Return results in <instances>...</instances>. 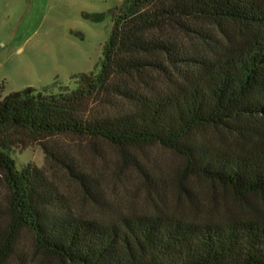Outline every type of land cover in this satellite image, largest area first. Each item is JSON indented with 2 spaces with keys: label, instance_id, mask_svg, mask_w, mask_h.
Masks as SVG:
<instances>
[{
  "label": "trees",
  "instance_id": "16d2710c",
  "mask_svg": "<svg viewBox=\"0 0 264 264\" xmlns=\"http://www.w3.org/2000/svg\"><path fill=\"white\" fill-rule=\"evenodd\" d=\"M76 79L73 90L28 86L0 99V264L24 231L80 264H264V209L213 217L204 212L220 203L214 191L211 200L179 183L189 216L167 205L166 184L147 194L149 211L115 215L104 184L127 171L99 146L127 161L130 148L160 143L192 175L241 198L264 194L260 0H122L101 69ZM221 127L231 143L206 138ZM33 145L46 166L19 169L14 150Z\"/></svg>",
  "mask_w": 264,
  "mask_h": 264
},
{
  "label": "rangeland",
  "instance_id": "374dc122",
  "mask_svg": "<svg viewBox=\"0 0 264 264\" xmlns=\"http://www.w3.org/2000/svg\"><path fill=\"white\" fill-rule=\"evenodd\" d=\"M264 4V0H260ZM122 0H0V99L13 90L33 86L45 93H58L62 86L78 87L76 75L99 71L103 47L114 25L115 9ZM203 140L204 136H200ZM207 139L231 143L224 128H208ZM108 157L123 164L127 173L110 178L104 184L106 194L122 212L149 211L152 208L147 194L168 186L167 205L189 216L185 203L177 200L185 189L214 191L220 203L205 207L213 217L244 214L249 209H264V194L239 197L230 186L211 179L192 175L185 158L160 143L132 147L127 161H121L119 148L99 144ZM13 156L19 169L28 163L46 166V154L40 145L15 149ZM71 188V180L61 172L56 177ZM179 183L182 190H178ZM184 196V194H182ZM88 207V206H87ZM101 211H100V210ZM103 213L104 209L97 208ZM106 214V213H105ZM107 215V214H106ZM118 216V215H117ZM5 264H80L63 260L36 245L32 233L24 231L15 251Z\"/></svg>",
  "mask_w": 264,
  "mask_h": 264
}]
</instances>
